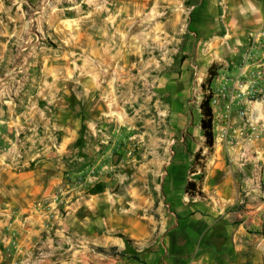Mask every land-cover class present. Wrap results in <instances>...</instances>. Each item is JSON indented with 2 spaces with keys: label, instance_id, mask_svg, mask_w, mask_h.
Instances as JSON below:
<instances>
[{
  "label": "crops",
  "instance_id": "1",
  "mask_svg": "<svg viewBox=\"0 0 264 264\" xmlns=\"http://www.w3.org/2000/svg\"><path fill=\"white\" fill-rule=\"evenodd\" d=\"M188 13L187 50L211 57L219 67L217 79L236 72L249 33L264 26V0H189ZM212 112L211 149L204 146L199 121L173 145L168 124L161 132L140 131L144 147L163 156L141 166L132 198L120 192L121 186L113 192L111 179L97 194L68 190L59 165L79 136L81 124L72 113L54 119L53 132L46 128L26 148L51 157L21 158L17 128H0V264H243L253 252H264V199L255 185V168L264 163V137L253 140L264 129V106L251 103L243 115L228 120ZM230 127L252 142L230 146L224 136ZM176 144L182 163H174ZM187 182L203 196H188ZM54 199L69 202L63 219ZM11 234L17 249L5 256Z\"/></svg>",
  "mask_w": 264,
  "mask_h": 264
},
{
  "label": "rangeland",
  "instance_id": "2",
  "mask_svg": "<svg viewBox=\"0 0 264 264\" xmlns=\"http://www.w3.org/2000/svg\"><path fill=\"white\" fill-rule=\"evenodd\" d=\"M188 10L189 0H0V128H17L20 157L49 155L26 148L72 113L79 136L59 165L68 190L111 179L132 198L141 166L163 156L137 135L168 124L171 145L185 140L219 69L187 50ZM54 200L63 219L69 202ZM243 264H264V252Z\"/></svg>",
  "mask_w": 264,
  "mask_h": 264
},
{
  "label": "built area",
  "instance_id": "3",
  "mask_svg": "<svg viewBox=\"0 0 264 264\" xmlns=\"http://www.w3.org/2000/svg\"><path fill=\"white\" fill-rule=\"evenodd\" d=\"M213 80L218 81V86L211 88L210 107L216 112H221L223 118L228 120L231 114L243 115L244 109L251 103H259L264 106V26L252 31L248 35V41L244 52L238 60L236 72L229 77ZM230 146L234 147L243 141V144L252 142L246 138L243 131L238 127H230ZM264 137V129L258 130L253 140ZM258 156V155H256ZM256 187L264 199V163L255 168ZM17 249L16 238L11 234L10 242L3 249L2 254L10 256Z\"/></svg>",
  "mask_w": 264,
  "mask_h": 264
},
{
  "label": "trees",
  "instance_id": "4",
  "mask_svg": "<svg viewBox=\"0 0 264 264\" xmlns=\"http://www.w3.org/2000/svg\"><path fill=\"white\" fill-rule=\"evenodd\" d=\"M209 79L206 80L207 89L204 85H202V89L206 90V94L203 95L202 101L199 105V114H200V120H199V128L202 137L204 138V146L208 149H211L214 144V138H213V112L210 107V100H211V93H210V83L215 78V73H210L209 70ZM199 154L196 155L195 160L197 161L199 159ZM102 190V186L100 184H97L94 186V188L90 191L91 194L99 193ZM185 193L188 196L194 197L199 196L202 197L203 194L200 192V188L197 187V185L193 182H187L185 186ZM96 250L100 253H106V254H115L116 249L115 248H96Z\"/></svg>",
  "mask_w": 264,
  "mask_h": 264
},
{
  "label": "bare ground",
  "instance_id": "5",
  "mask_svg": "<svg viewBox=\"0 0 264 264\" xmlns=\"http://www.w3.org/2000/svg\"><path fill=\"white\" fill-rule=\"evenodd\" d=\"M108 2V1H107ZM109 3V2H108ZM97 12V11H96ZM57 13V12H56ZM81 24V23H80ZM95 57V56H94Z\"/></svg>",
  "mask_w": 264,
  "mask_h": 264
}]
</instances>
